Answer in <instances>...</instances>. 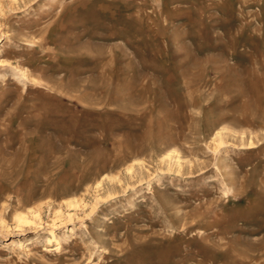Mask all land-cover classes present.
I'll return each instance as SVG.
<instances>
[{
	"label": "rangeland",
	"instance_id": "1",
	"mask_svg": "<svg viewBox=\"0 0 264 264\" xmlns=\"http://www.w3.org/2000/svg\"><path fill=\"white\" fill-rule=\"evenodd\" d=\"M0 264H264V0H0Z\"/></svg>",
	"mask_w": 264,
	"mask_h": 264
},
{
	"label": "bare ground",
	"instance_id": "2",
	"mask_svg": "<svg viewBox=\"0 0 264 264\" xmlns=\"http://www.w3.org/2000/svg\"><path fill=\"white\" fill-rule=\"evenodd\" d=\"M22 224V223H21Z\"/></svg>",
	"mask_w": 264,
	"mask_h": 264
}]
</instances>
